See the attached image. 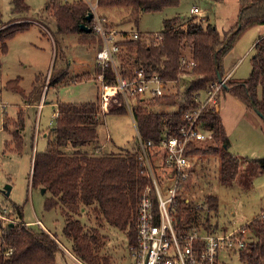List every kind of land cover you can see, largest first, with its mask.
<instances>
[{
    "label": "trees",
    "instance_id": "obj_1",
    "mask_svg": "<svg viewBox=\"0 0 264 264\" xmlns=\"http://www.w3.org/2000/svg\"><path fill=\"white\" fill-rule=\"evenodd\" d=\"M179 2L98 0V9L107 27L118 30L119 25L128 21L138 23L142 12L161 11ZM46 7L56 21L57 34L90 36L96 33L92 20L86 19L89 7L85 1L48 0ZM12 11L16 15L4 21L0 9V56L8 53L9 40L29 29L32 24L30 20L23 19V14L30 11L26 0H12ZM82 22H86L91 31L80 29ZM261 24H264V0H241L237 24L223 34L215 24L205 23L204 19L196 16L164 18L161 32L138 30V38H133L129 30H118L121 34L117 41L118 73L111 63L105 67L98 64L93 78L98 80L99 74H103L105 84L116 85L118 74L131 80L136 72L143 70L146 77L157 74L168 82L162 95H130L137 131L145 142H152L150 151L157 152L154 146H159L164 136L180 133L186 122L184 111L196 107L197 96L204 94L213 82L227 74L224 59L242 34ZM99 37L96 53L103 44L102 37ZM254 48L250 75L244 79L230 77L223 93L231 92L247 108L259 111L264 121V35L256 40ZM66 73L64 69L54 79L60 81ZM53 77L52 72L49 82L54 80ZM81 79L83 76L78 77V80ZM101 94L100 86L96 100L60 102L47 147L43 151H36L32 159V187H45L49 191L47 208L61 207L65 219L63 234L71 242L70 251L83 264H114L113 257L104 251L106 235L101 228L105 224L123 231L129 240L128 245L136 243L138 203L150 183L140 147L120 152H103L99 145L95 149H84L99 142L98 126L103 122V114L130 112L119 93V104L102 113ZM25 118L24 110L19 111L13 119H4V128L12 135L7 143L8 149L13 146L16 151H23ZM199 124L212 131L213 138L191 142L188 152L192 156L218 155L220 179L223 183L231 182L239 173L240 158L230 149L231 140L220 112L204 110ZM251 161L259 172L264 171V157ZM191 184L192 175L184 188H189ZM203 206V209L217 210L218 197L208 195ZM202 208L180 210L178 221L183 225L199 222ZM86 213L96 220V225L87 227L82 220ZM18 216L21 221L8 225L3 233L0 264H59L57 255L63 248L56 235L41 226H29L23 219L21 206L18 207ZM245 227L248 240L240 250L242 259L250 264H264V214L254 217Z\"/></svg>",
    "mask_w": 264,
    "mask_h": 264
},
{
    "label": "rangeland",
    "instance_id": "obj_2",
    "mask_svg": "<svg viewBox=\"0 0 264 264\" xmlns=\"http://www.w3.org/2000/svg\"><path fill=\"white\" fill-rule=\"evenodd\" d=\"M26 1L30 11L23 14V19L30 20L31 27L12 37L8 43V53L0 56V248L8 225L21 221L18 216V207L21 206L23 219L29 226L39 228L36 222L39 218L70 250L71 242L63 234L65 219L61 207L47 208L49 191L43 193L41 187H32V158L36 151H43L47 147L50 130L57 120L54 114L58 109L56 102L75 103L98 98L101 82L93 76L98 65L95 54L100 37L97 33L90 36L57 34L56 21L46 7L48 0ZM195 6L198 7L197 12L192 11ZM0 9L4 21L16 15L12 11V0H0ZM240 9L241 0H180L178 5L168 6L161 11L142 12L138 23L128 21L119 25L118 30L158 33L163 30L164 18L196 16L204 19L205 23L215 24L223 34L237 24ZM262 34L264 24L247 29L226 55V71L241 59L234 78L244 79L250 75L254 44ZM64 69L67 70L66 76L60 81L54 79ZM52 72L54 80L49 82ZM81 76L83 79L78 80ZM16 78L19 79L11 82ZM41 94L47 102L39 108ZM221 98L219 109L222 114L226 110L235 114L237 110L240 111V105L243 106L231 92L223 93ZM26 102L34 104L24 106ZM115 104H119V99L112 96L109 110ZM24 110L25 142L23 151L18 152L13 146L7 147L12 135L4 128V119H13L19 111ZM102 117L103 122L98 126L99 142L84 149H95L99 145L103 152H120L139 147L137 128L130 112L107 113ZM263 128L262 117L246 107L241 123L234 132H230V149L239 155L240 170L229 183H223L220 179L218 155L194 156L192 184L187 188L186 196L197 204H204L208 195L218 197V209L209 210L206 207L209 213L206 212L203 218L217 230L245 227L254 217L264 214V171L259 172L251 161L264 157ZM252 173L253 176H250ZM8 185L10 192L7 191ZM4 208L7 213H3ZM82 220L87 227L96 225V220L87 213ZM101 231L106 235L104 251L113 257L114 264H129L131 256L126 234L108 224ZM235 260L236 264H240L237 257ZM57 261L59 264H81L63 249L58 252Z\"/></svg>",
    "mask_w": 264,
    "mask_h": 264
},
{
    "label": "built area",
    "instance_id": "obj_3",
    "mask_svg": "<svg viewBox=\"0 0 264 264\" xmlns=\"http://www.w3.org/2000/svg\"><path fill=\"white\" fill-rule=\"evenodd\" d=\"M83 1L93 12V28L103 40L102 47L96 53L97 63L102 67L111 63L118 73L119 31L107 27L99 13L98 0ZM192 11L197 12L198 7H193ZM130 34L133 38L139 37L138 30ZM98 78L102 83L103 112L109 110L112 96L117 97L121 93L132 116L131 94L162 95L168 86V82L159 75L146 77L143 70L136 72L131 80L118 74L116 85L105 84L103 74H99ZM229 78L230 74L227 73L219 81L213 82L204 94L197 96L196 107L184 111L186 122L180 133L164 136L160 145L154 146L157 152L150 151L152 142H145L137 131L150 183L138 203L136 243L127 245L131 256L129 264H236V257L240 264H250L240 254L248 240L246 227L217 230L210 222L203 220L205 213H209L202 208L203 203H193L186 196L188 189L184 188L194 164V156L188 152L190 143L213 138V132L199 124L200 116L206 109L220 111L223 88ZM55 114L58 115L57 112ZM188 207L202 208V218L199 222L183 225L178 221V214ZM7 212L4 208L3 213ZM36 222L44 229L40 219L37 218Z\"/></svg>",
    "mask_w": 264,
    "mask_h": 264
},
{
    "label": "crops",
    "instance_id": "obj_4",
    "mask_svg": "<svg viewBox=\"0 0 264 264\" xmlns=\"http://www.w3.org/2000/svg\"><path fill=\"white\" fill-rule=\"evenodd\" d=\"M264 34H262V36H263ZM96 55V54H95ZM241 61V59L239 60V62ZM239 62H236V63H234V65H233V67L232 68H230V69H228V71H226L227 73H229L230 74V77L231 78H234V73H235V69L237 68V65L239 64ZM225 97V96H224ZM236 99H238L237 97H235ZM238 100H240V99H238ZM39 101H40V103L38 104V107L39 108H41L44 104H46V102H47V99L45 98L44 99V97H43V95L41 94V98L39 99ZM241 101V100H240ZM242 102V101H241ZM60 102H56V106L58 107V104H59ZM243 103V102H242ZM32 104H34V103H28V102H26V103H24V106H30V105H32ZM246 105L243 103V106H241L240 105V111L239 110H237V112L235 113V114H232V113H230L229 111H227L226 110V112L224 113V114H222L221 113V110L219 111L220 112V114H221V116H222V120H223V123H224V125H225V128H226V131H227V134H228V136H229V138H230V132H234L236 129H237V127H238V125L241 123V121H242V116L244 115V113H245V109H246ZM245 108V109H244ZM248 110V109H247ZM246 110V111H247ZM58 113V111L57 110H55V113ZM54 113V114H55ZM102 113H104V112H102ZM56 115V114H55ZM57 117V116H56ZM261 131L264 133V128L263 129H261ZM137 135H138V133H137ZM232 148V147H231ZM232 152H233V150H231ZM235 153V152H234ZM237 154V153H236ZM34 156V155H33ZM33 159V158H32ZM39 219V218H38ZM43 223V222H42ZM43 226H44V229L47 231V232H49V233H51L52 235H53V233L51 232V230H49L45 225H44V223H43ZM57 240L59 241V239H58V237H57ZM59 243L61 244L62 242H60L59 241ZM61 246H62V248H63V250L71 257V258H74L75 260H77L79 263H81V264H83L69 249H67L64 245H63V243L61 244Z\"/></svg>",
    "mask_w": 264,
    "mask_h": 264
},
{
    "label": "water",
    "instance_id": "obj_5",
    "mask_svg": "<svg viewBox=\"0 0 264 264\" xmlns=\"http://www.w3.org/2000/svg\"><path fill=\"white\" fill-rule=\"evenodd\" d=\"M92 17H93V12L92 11H89L88 13H87V15H86V19L88 20V21H90L91 19H92ZM80 29H82V30H84V31H87V32H89V31H91V27L86 23V22H82L81 24H80ZM221 78V77H220ZM257 113L261 116V113L259 112V111H257ZM10 186L8 185L7 186V191L8 192H10ZM42 191H43V193L46 191V188L45 187H42Z\"/></svg>",
    "mask_w": 264,
    "mask_h": 264
}]
</instances>
